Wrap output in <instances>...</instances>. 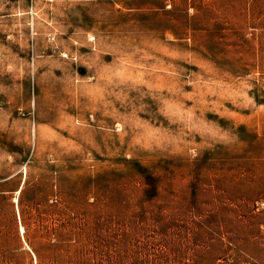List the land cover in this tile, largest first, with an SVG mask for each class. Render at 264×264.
<instances>
[{"label":"rangeland","instance_id":"rangeland-1","mask_svg":"<svg viewBox=\"0 0 264 264\" xmlns=\"http://www.w3.org/2000/svg\"><path fill=\"white\" fill-rule=\"evenodd\" d=\"M52 243L264 264V0H0V264Z\"/></svg>","mask_w":264,"mask_h":264},{"label":"trees","instance_id":"trees-1","mask_svg":"<svg viewBox=\"0 0 264 264\" xmlns=\"http://www.w3.org/2000/svg\"><path fill=\"white\" fill-rule=\"evenodd\" d=\"M37 264H69V256L67 252H62L61 249L56 247L55 243H52L46 248L45 253L34 251ZM12 264V263H9Z\"/></svg>","mask_w":264,"mask_h":264},{"label":"bare ground","instance_id":"bare-ground-1","mask_svg":"<svg viewBox=\"0 0 264 264\" xmlns=\"http://www.w3.org/2000/svg\"><path fill=\"white\" fill-rule=\"evenodd\" d=\"M20 230H21V232H23V231H24V230H23V227H21Z\"/></svg>","mask_w":264,"mask_h":264}]
</instances>
